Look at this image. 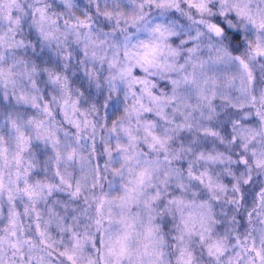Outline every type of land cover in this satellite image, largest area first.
Masks as SVG:
<instances>
[{
    "label": "snow or ice",
    "instance_id": "1",
    "mask_svg": "<svg viewBox=\"0 0 264 264\" xmlns=\"http://www.w3.org/2000/svg\"><path fill=\"white\" fill-rule=\"evenodd\" d=\"M0 264H264V0H0Z\"/></svg>",
    "mask_w": 264,
    "mask_h": 264
}]
</instances>
